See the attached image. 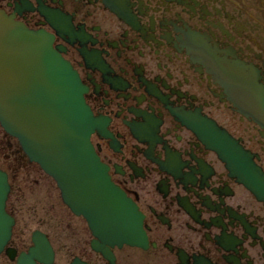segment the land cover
Returning a JSON list of instances; mask_svg holds the SVG:
<instances>
[{
	"label": "flooded vegetation",
	"instance_id": "af4514ba",
	"mask_svg": "<svg viewBox=\"0 0 264 264\" xmlns=\"http://www.w3.org/2000/svg\"><path fill=\"white\" fill-rule=\"evenodd\" d=\"M0 9L53 36L105 121L91 142L143 215L148 244L112 248L115 264H264V0ZM67 228L75 256L110 264L82 217L68 214Z\"/></svg>",
	"mask_w": 264,
	"mask_h": 264
},
{
	"label": "water",
	"instance_id": "95a60500",
	"mask_svg": "<svg viewBox=\"0 0 264 264\" xmlns=\"http://www.w3.org/2000/svg\"><path fill=\"white\" fill-rule=\"evenodd\" d=\"M84 86L52 47L51 36L0 11V125L19 141L30 161L54 178L63 202L82 215L97 238L93 248L113 261L108 246L142 245V216L107 175L90 143L101 118L85 103ZM6 174L0 170V252L13 219L5 212ZM16 264H51L52 248L39 231ZM10 259L14 249H7ZM72 264H86L75 259Z\"/></svg>",
	"mask_w": 264,
	"mask_h": 264
},
{
	"label": "rangeland",
	"instance_id": "374dc122",
	"mask_svg": "<svg viewBox=\"0 0 264 264\" xmlns=\"http://www.w3.org/2000/svg\"><path fill=\"white\" fill-rule=\"evenodd\" d=\"M2 135L0 129V142H10ZM10 150L0 147V165L3 167L9 168L8 163H12V159H14V156L12 159L5 160L4 158V156L8 157L12 154ZM13 184L17 191L9 198L8 202L12 204L17 220L14 237L20 245L23 243L19 249H26L30 244L31 232L40 228L48 234L55 249L53 264H69L78 250L74 247V239L70 234L73 232L68 228L65 230L68 212L61 204L52 181L42 175L34 166L22 164ZM65 243L68 245L67 249ZM0 264L9 263L6 259L1 258Z\"/></svg>",
	"mask_w": 264,
	"mask_h": 264
},
{
	"label": "bare ground",
	"instance_id": "6f19581e",
	"mask_svg": "<svg viewBox=\"0 0 264 264\" xmlns=\"http://www.w3.org/2000/svg\"><path fill=\"white\" fill-rule=\"evenodd\" d=\"M53 263H54V261H53ZM53 263H52V264H53Z\"/></svg>",
	"mask_w": 264,
	"mask_h": 264
}]
</instances>
